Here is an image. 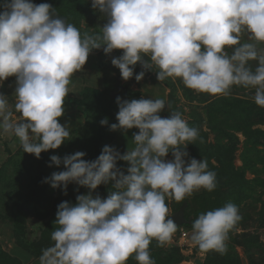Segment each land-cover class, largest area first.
Returning a JSON list of instances; mask_svg holds the SVG:
<instances>
[{"label": "clouds", "instance_id": "1", "mask_svg": "<svg viewBox=\"0 0 264 264\" xmlns=\"http://www.w3.org/2000/svg\"><path fill=\"white\" fill-rule=\"evenodd\" d=\"M92 7L107 23L90 34L60 18L49 3L0 4V85L16 77L14 109L0 93V136L17 138L24 153L40 158L70 139L59 118L73 75L94 49L106 55L122 50L111 63L125 81L138 63L145 70L155 66L160 82L180 79L197 93L227 96L233 86L254 89V103L264 108V49H258L264 44V0H92ZM144 76L141 71L135 79ZM116 103L118 123L110 129H139L134 147L121 154L105 145L92 161L82 151L50 157V167L63 164L66 170L44 182L63 186L65 194L73 182L91 191L78 195L76 203L57 206L54 243L42 250L39 264H127L130 258L155 264L151 243L163 247L177 229L166 200L180 202L201 189H216V173L206 159H185L184 149L199 130L180 112L162 117L167 104L161 98L117 97ZM170 152L174 159L168 161ZM118 161L128 163L126 172ZM110 183L106 198L93 195ZM241 219L238 207L228 202L195 218L191 239L201 251L224 254L229 232Z\"/></svg>", "mask_w": 264, "mask_h": 264}, {"label": "rangeland", "instance_id": "2", "mask_svg": "<svg viewBox=\"0 0 264 264\" xmlns=\"http://www.w3.org/2000/svg\"><path fill=\"white\" fill-rule=\"evenodd\" d=\"M80 23L81 33H98L107 17L100 12ZM246 39V35L242 37ZM258 49H264V44ZM122 54V50L106 55L102 48L94 49L83 70L73 75L64 115L59 118L70 129L71 137L60 148L42 152L37 158L24 153L17 138L0 136V264H39L42 250L54 243L51 233L56 227L57 206L64 201L76 203L78 195L91 191L73 182L65 194L63 186L54 189L44 182L53 172L66 170L63 164L49 166L52 155L63 159L82 151L86 153L84 159L92 161L105 145L121 154L134 147L132 137L139 129H110L111 124L118 123L117 97L164 99L170 108L165 106L162 117L178 111L190 127L199 130L194 144L184 149L189 153L186 161L206 159L209 170L216 173L214 191L201 189L180 202L166 200L170 216L184 209L186 224L177 226L171 241L163 247L155 240L151 243L150 255L155 264H264V108L254 103L255 90L233 86L227 96L197 93L180 79L160 82L155 66L145 70L139 63L133 78L125 81L111 63L113 57ZM250 63L255 66V61ZM141 71L145 72L144 79L137 82L135 75ZM15 89V76L0 85V93L7 96L13 109ZM107 96L111 102H104ZM103 119L109 121L108 125L100 123ZM165 159L171 161L174 157L170 152ZM117 167L126 172L129 165L118 161ZM111 188V183L102 184L93 195L106 198ZM228 202L238 207L242 219L229 232L227 251H201L191 239L193 220ZM127 264L138 262L130 258Z\"/></svg>", "mask_w": 264, "mask_h": 264}, {"label": "trees", "instance_id": "3", "mask_svg": "<svg viewBox=\"0 0 264 264\" xmlns=\"http://www.w3.org/2000/svg\"><path fill=\"white\" fill-rule=\"evenodd\" d=\"M37 4L49 3L56 9V14L66 22L74 24L80 31V20L88 19L90 16L97 17L100 15L98 10L93 9L92 0H35ZM76 13V14H73ZM71 15H78L80 19ZM111 97H106L104 102H111Z\"/></svg>", "mask_w": 264, "mask_h": 264}, {"label": "water", "instance_id": "4", "mask_svg": "<svg viewBox=\"0 0 264 264\" xmlns=\"http://www.w3.org/2000/svg\"><path fill=\"white\" fill-rule=\"evenodd\" d=\"M112 97H113V95H112ZM169 218L173 219L177 226H181V225L186 224V219L184 216V209L183 208H181L178 213L174 214L173 216H170Z\"/></svg>", "mask_w": 264, "mask_h": 264}, {"label": "crops", "instance_id": "5", "mask_svg": "<svg viewBox=\"0 0 264 264\" xmlns=\"http://www.w3.org/2000/svg\"><path fill=\"white\" fill-rule=\"evenodd\" d=\"M34 1V0H33ZM4 2V0H0V4H2ZM3 9H0V11H2Z\"/></svg>", "mask_w": 264, "mask_h": 264}]
</instances>
